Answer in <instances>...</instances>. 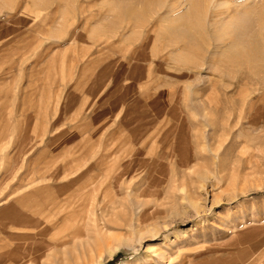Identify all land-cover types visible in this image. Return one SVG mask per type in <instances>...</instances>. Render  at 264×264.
I'll return each mask as SVG.
<instances>
[{
  "label": "rangeland",
  "instance_id": "374dc122",
  "mask_svg": "<svg viewBox=\"0 0 264 264\" xmlns=\"http://www.w3.org/2000/svg\"><path fill=\"white\" fill-rule=\"evenodd\" d=\"M190 3L0 0V264H264V0Z\"/></svg>",
  "mask_w": 264,
  "mask_h": 264
},
{
  "label": "bare ground",
  "instance_id": "6f19581e",
  "mask_svg": "<svg viewBox=\"0 0 264 264\" xmlns=\"http://www.w3.org/2000/svg\"><path fill=\"white\" fill-rule=\"evenodd\" d=\"M200 1H201V0H200ZM200 1L198 2V0H191V3L193 4V11H191V12H194V13L197 14V15H195V18H192L191 15L188 16V19H190V22H192V21H191L192 19H198V17H200V16L198 15V12H199V9H200L199 6L202 7V6L200 5ZM191 3H190V6H192ZM219 4H220V3H219ZM253 4H254V3H253ZM259 6H260V5H259ZM151 9H152V8H151ZM190 9H192V8H190ZM147 10H149V9H147ZM200 10H201V9H200ZM208 10H209V9H208ZM261 10H262V9H261ZM204 12H205V11H204ZM206 12H207V11H206ZM131 13H132V14H133V13L136 14V11H134V10H132V9H128V10H127V14H128V16H130ZM200 14H201V12H200ZM259 15H260V14H259ZM204 16H205V15H204ZM204 16H203V18H204ZM133 17H134V16H133ZM186 17H187V16H186ZM193 17H194V15H193ZM207 17H208V16H207ZM185 19H186V18H185ZM235 19H236V18H235ZM243 19H244V18H243ZM258 19H259V18H258ZM202 21L205 22L204 19H202ZM216 21H217V20H216ZM258 21H259V20H258ZM193 22H194V21H193ZM223 22H224V21H223ZM187 23H188V21L186 22V24H187ZM197 23H198V22H197ZM184 24H185V23H184ZM184 24H183L182 26H184ZM190 24H191V23H189L188 25H190ZM198 24H199V28L201 29L202 26L200 25V22H199ZM202 24H205V23H202ZM194 25H195V24H194ZM182 26H181V27L179 26L180 28L178 27L179 29H182V28H183V29H182L181 31H177V32H181L180 34L178 33L179 35L177 36V38H182V39L184 38V40L187 39L188 37H192V38H194L193 36H191V34L194 35V34L191 32L192 30H190L191 27L189 26L190 28H188V26H187V27L185 26V28H184V27H182ZM195 26H197V25H195ZM203 26H206V25H203ZM233 26H234V25H233ZM197 27H198V26H197ZM226 27H228V26H226ZM230 27H232V26H230ZM241 27L243 28L244 26H241ZM241 27H240V28H241ZM168 28L171 29V27H168ZM174 28H175V26H174ZM178 28H177V30H179ZM193 28H195V27L193 26ZM202 28H203V27H202ZM232 28H233V27H232ZM240 28H239V29H240ZM252 28H253V27H252ZM239 29H238V30H239ZM253 29H254V28H253ZM172 30H173V28H172ZM172 30H170V32H171ZM203 30H204V29H203ZM203 30H202V32H203ZM228 30H229V29H228ZM188 31H189L191 34H188ZM197 31H198V29H197ZM235 31H236V30H235ZM240 31H241V30H239V32H240ZM172 32H173V31H172ZM172 32H171V34H172ZM174 32L177 33L175 30H174ZM195 32H196V30H195ZM198 32H199V31H198ZM223 32H224V31H223ZM239 32H238V34H239ZM241 32H242V31H241ZM245 32H246V31H245ZM183 33H185L186 35L183 34ZM217 33H218V32H217ZM236 33H237V32H236ZM198 34H199V33H198ZM254 34H255V33H254ZM240 35H241V33H240ZM242 35H244V34H242ZM246 35H247V34H246ZM248 35H249V34H248ZM200 36H201V35L199 34V37H200ZM212 36H213V35H212ZM238 36H239V35H238ZM256 36H257V35H256ZM186 37H187V38H186ZM241 37H242V36H241ZM241 37H240V38H241ZM237 38H238V37H237ZM243 38H244V37H243ZM247 39H248V38H247ZM196 40H197V39H196ZM180 41H182V40H180ZM185 41H186V40H185ZM189 41H190V38H189ZM240 41H241V40H240ZM192 42H193V41H192ZM194 42H195V41H194ZM194 42H193V43H194ZM195 43L198 44L197 42H195ZM200 43H201V42H200ZM241 43H242V41H241ZM258 43H259V42H258ZM258 43H257V40H255V37H254V36H251V37L248 39V41L246 42V44H245V43H244V44H245V45L247 46V48L249 49V52H250L249 55H251V54H258V56L260 57V60H259V61H261V58L264 57V52H262L264 49H263V48H262L263 50L260 49V47H262V46L259 47L260 44L258 45ZM196 44H195V45H196ZM238 44H239V43H238ZM190 45H191V44H190ZM236 46H237V45H236ZM190 47H192V46H190ZM193 48H194V47H193ZM195 48H196V47H195ZM195 48H194V49H195ZM243 48H245V47H243ZM245 49H246V48H245ZM261 50H262V51H261ZM191 51H192V50H191ZM199 51H200V50H199ZM241 51H242V50H241ZM193 52H194V51H193ZM195 53H196V52H195ZM196 54H197V53H196ZM244 54H245V53H244ZM246 55H248V54H246ZM252 56H253V55H252ZM252 56H249V58H250L252 61H257L256 57H255V59L253 60V59L251 58ZM254 56H256V55H254ZM251 60H250V61H251ZM250 61H249V62H250ZM259 61H258V62H259ZM258 62H257V63H258ZM259 64H260V63H259ZM254 66H255V65H254ZM261 68H262V67H261ZM249 70H250V69H249Z\"/></svg>",
  "mask_w": 264,
  "mask_h": 264
}]
</instances>
